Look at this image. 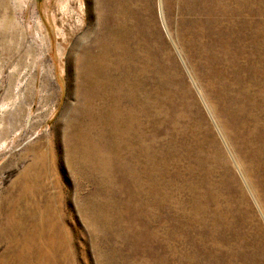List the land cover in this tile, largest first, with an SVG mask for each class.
<instances>
[{
  "label": "rangeland",
  "instance_id": "obj_1",
  "mask_svg": "<svg viewBox=\"0 0 264 264\" xmlns=\"http://www.w3.org/2000/svg\"><path fill=\"white\" fill-rule=\"evenodd\" d=\"M0 264H264V0H0Z\"/></svg>",
  "mask_w": 264,
  "mask_h": 264
},
{
  "label": "bare ground",
  "instance_id": "obj_2",
  "mask_svg": "<svg viewBox=\"0 0 264 264\" xmlns=\"http://www.w3.org/2000/svg\"><path fill=\"white\" fill-rule=\"evenodd\" d=\"M36 58V57H35ZM47 81H48V78H47Z\"/></svg>",
  "mask_w": 264,
  "mask_h": 264
}]
</instances>
